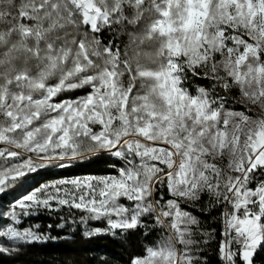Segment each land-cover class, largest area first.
Masks as SVG:
<instances>
[{
	"label": "snow or ice",
	"instance_id": "obj_1",
	"mask_svg": "<svg viewBox=\"0 0 264 264\" xmlns=\"http://www.w3.org/2000/svg\"><path fill=\"white\" fill-rule=\"evenodd\" d=\"M8 196L0 264L66 226L142 238L128 264H264V0H0Z\"/></svg>",
	"mask_w": 264,
	"mask_h": 264
},
{
	"label": "trees",
	"instance_id": "obj_2",
	"mask_svg": "<svg viewBox=\"0 0 264 264\" xmlns=\"http://www.w3.org/2000/svg\"><path fill=\"white\" fill-rule=\"evenodd\" d=\"M108 165L103 161L95 163L85 162L84 167L73 166L67 170H55L54 174L37 177L36 180L59 179L64 176L85 175V174H104ZM11 196L0 200V206H6ZM63 215L48 214L41 215L35 221L24 218L28 222L25 227L31 223H38L42 229H46L48 224L55 225L59 216ZM23 223V221H22ZM98 223V222H94ZM52 236L57 237L54 240L40 242L32 245L20 247L19 252L12 256H5L3 264H100L104 261L106 264H128L130 257L142 253L144 241L140 237H135L131 242L124 241L122 238L97 237L87 238L83 235V229L72 227L55 228L50 230Z\"/></svg>",
	"mask_w": 264,
	"mask_h": 264
}]
</instances>
